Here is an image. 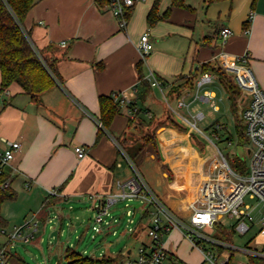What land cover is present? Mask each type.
Listing matches in <instances>:
<instances>
[{
	"label": "crops",
	"instance_id": "0c3cea01",
	"mask_svg": "<svg viewBox=\"0 0 264 264\" xmlns=\"http://www.w3.org/2000/svg\"><path fill=\"white\" fill-rule=\"evenodd\" d=\"M154 1L137 3L124 29L112 12L100 9L98 0H38L28 13L25 30L36 49L56 60L61 82L44 92L38 103L16 83L0 92V150L6 148L4 140L21 144L12 166L5 170L16 193L14 200L2 205L6 228L23 225L40 214L47 203L52 204L49 212L71 201H86L88 195L118 194V184L132 176L130 164L121 158L115 141L142 125L156 129L161 157V162H156L153 155H148L144 163L150 161L158 172V186L166 183L170 186L165 199L159 196L175 213H185H177L179 216L189 215L187 204L198 187L194 171L188 168L194 161L191 157L195 148L191 137L165 124L171 117L182 125L184 117L171 104L163 105L160 93L174 96L177 109H184L179 107L180 100H184L190 112L192 100L188 98H192L197 88L185 89L180 95L172 93V88L184 83L183 77L197 75L198 84L203 76L210 75L212 82L200 89L199 97L203 103L213 105L216 84L226 93L214 75H202V65L207 62L219 63L240 88L239 82L252 74L264 91V0L224 1L209 8L205 0H186L193 11L172 8L169 18L150 26L148 15ZM170 6V0H161L159 15L163 16ZM251 14L252 21L247 27ZM224 27L233 31L225 41L220 37ZM246 29H250L248 34ZM146 32L154 48L143 58L138 44ZM247 53L251 56L248 64L236 62ZM152 74L161 82V88L151 85ZM1 81L0 71V89ZM115 92L142 113L135 114L137 123L129 127V119L134 118L129 115L127 105H120L110 133L100 132V97ZM214 108L220 111L219 105ZM200 114L205 120L203 112ZM79 146L87 151L84 158L76 153ZM163 166L173 172L172 183L166 182ZM52 190L58 192L56 196H50ZM59 218L63 222L65 215L61 213ZM40 224L41 221L38 230ZM55 230L60 236V229ZM29 232L24 229V234ZM1 242H6V238L0 233V245ZM183 243L190 247L191 253L199 255L197 264H202L201 253L181 231H175L165 241L172 255L190 264L179 254Z\"/></svg>",
	"mask_w": 264,
	"mask_h": 264
},
{
	"label": "built area",
	"instance_id": "2783aa9c",
	"mask_svg": "<svg viewBox=\"0 0 264 264\" xmlns=\"http://www.w3.org/2000/svg\"><path fill=\"white\" fill-rule=\"evenodd\" d=\"M143 1L146 0H98V6L102 10L112 12L118 19L120 27L124 29L128 23L127 9H132L137 3ZM252 17L251 14L250 21H252ZM249 32L250 29H246L245 33L248 34ZM232 34L233 31L228 27H224L220 31V37L223 41ZM62 46L65 47L66 43H63ZM153 48L154 44L150 40L149 32L144 33L138 44L141 56L147 57ZM250 58V54L247 53L237 58L236 62L245 66ZM151 76V85L161 88L162 84L157 77L154 74ZM211 82L212 76H203L198 81L197 89L200 90L204 85ZM239 83L241 88L250 95L242 113L245 134L252 145L249 150V174L243 176L236 173L222 155V159L216 165V172L212 173L211 179L202 184L199 195L187 204L189 215L186 217L179 216L161 199L148 184L142 172L131 162L124 149L115 141L122 156L130 164L132 177L118 184L120 188L118 194L108 196L92 194L87 196V200L96 201L95 208L98 214L95 218L96 226L93 227L96 232H101L103 225L110 226L117 221L111 215V210L121 201H137L139 207L135 208L134 206V209H142L143 218H148L147 226L150 241L140 246L134 261L127 259L132 255L133 249L128 251L123 264H184L172 255L165 245L166 239L175 231H181L183 236L201 253L202 264H264V214L259 218L263 225L259 232L263 244H260L259 247L239 248L233 241L219 239L204 232L207 228L216 227L224 217H230L238 219L236 232L246 236L251 232L258 219L253 215L254 209L246 204V199L256 200L257 205L264 208V91L250 73L247 74L246 80ZM112 96L119 105H127L129 115L134 118L138 110L136 107H131L132 102L122 98L117 92L113 93ZM179 107L188 108L189 106L184 100H180ZM196 118L201 119L203 115L200 114ZM183 119L198 130L196 124ZM98 124L102 128L99 120ZM223 127L217 125L218 130L223 129ZM215 136L218 138L217 134ZM4 141L6 148L0 150V174L12 166L16 152L21 149L19 142ZM75 150L79 158H84L87 155V151L81 146ZM57 193V191L52 190L50 196H56ZM128 214L131 212L129 211ZM107 217H111L113 221L107 220ZM58 219H60L59 216L54 214L53 217L49 218V222L55 223V220ZM39 221L37 214H35L23 225L0 230V233L6 238V243L0 245V264H8L15 242H29L34 239V234L38 231ZM27 228L30 232L24 234V229ZM129 231L133 234L136 229L130 228ZM237 254L245 256V262H237L235 260Z\"/></svg>",
	"mask_w": 264,
	"mask_h": 264
},
{
	"label": "rangeland",
	"instance_id": "374dc122",
	"mask_svg": "<svg viewBox=\"0 0 264 264\" xmlns=\"http://www.w3.org/2000/svg\"><path fill=\"white\" fill-rule=\"evenodd\" d=\"M216 86L217 88H215V91L217 92V97H215L213 105L201 101L199 97L201 96V90L196 89L195 92H192V98H188V100H192L190 112L186 108L182 110L177 109L178 103L174 96H170L168 93L162 95L159 92L163 105L167 103L171 104L181 117L196 124L198 128L197 130L193 125L181 119L183 122L182 125L185 126L186 131L180 132L186 133L189 138L191 137L192 146L195 148V155L191 157L194 161H191L192 165H188V168L194 171V177L198 182V187L196 188L195 196L190 198L191 201L199 195L202 184L211 179L212 173L216 172V165L219 160L222 159V155L228 160L231 168L236 173L243 176L249 174L250 156L248 151L252 148V145L249 141L242 139L239 126L243 127L244 125L243 122L241 123L240 121L242 120V113L249 101L250 95L246 90L242 89L243 97L246 99V102L238 104L235 111L231 109L227 96L223 93L220 86L218 84H216ZM197 95L198 98H196ZM216 105H219L220 111H216L214 108ZM199 112H203L205 120H203V118H196ZM218 123L222 124L221 126L225 128L218 130L217 138L215 136V128H217L216 126ZM148 131L152 133L156 132V129L152 130L149 127L141 126L133 133V136L135 139L141 141L142 137ZM192 135L198 136L200 140L205 143L204 152L194 144ZM131 138L133 137L130 136L128 138V144L132 143ZM241 144L243 145L245 153L242 159H237V148ZM149 148L150 150L146 153L144 162L148 155H153L154 161L157 162L158 155L153 151L151 145H149ZM121 158L125 160L123 156H121ZM149 163H144L137 169L142 172L151 188L165 199V192L168 191L170 186L168 183L162 186L157 185L159 174ZM162 170L165 173V177H167L166 182L170 181V183H172L174 181L172 178L174 175L173 172L169 169L171 172V175H169L164 169ZM130 171L132 176V169ZM171 192L173 194V189H171ZM173 197H175V195ZM166 201L171 204V201ZM95 204L96 201L90 200H84L82 202L71 201L62 207L56 206L48 212L52 204L47 203V207L40 214H37V218L41 221V224L38 232H36V238L30 243H23L22 241L15 242L11 250L12 256L8 264H66V252L69 248L86 257L116 255L121 252L125 253L128 249H133L132 255L127 259L134 261L140 246L150 241L147 226L148 218H143L142 209H134V206L137 205L138 202L121 201L115 205L111 210V215L115 217L117 221L113 222L110 226L103 225L101 232H96L93 229V227L96 226L95 218L98 214ZM246 204L254 209L253 215L258 218L249 234L242 236L237 233L236 226L238 219L230 217H224L216 227L213 229L207 228L204 232L219 239H222L221 237H225V234H228L231 236V241L239 248H244L246 246L253 248L259 247L260 244H263L259 235L263 225L259 218L263 216L264 208L258 206L257 201L250 198L246 199ZM70 205L72 206L69 207ZM129 211L131 214H128ZM61 213L65 215L63 222H59V219L55 220V223L49 222L51 216L53 217V215L56 214L60 217ZM177 213L185 215L183 211H177ZM106 219L113 221L111 217H107ZM53 228L60 229L61 232L57 242L51 237ZM130 228L136 229V232L132 235L129 231ZM2 239L5 240L3 237ZM1 243L5 244L6 242ZM178 251L190 264H197L200 261L199 255L197 253H191L190 247L185 243L180 246ZM19 258L24 262L20 261ZM235 260L237 262H245V256L237 254Z\"/></svg>",
	"mask_w": 264,
	"mask_h": 264
},
{
	"label": "trees",
	"instance_id": "16d2710c",
	"mask_svg": "<svg viewBox=\"0 0 264 264\" xmlns=\"http://www.w3.org/2000/svg\"><path fill=\"white\" fill-rule=\"evenodd\" d=\"M233 1V0H205V5L209 8L214 3ZM38 0H0V71L2 75L0 92L8 89L12 84L16 83L22 87L24 92L28 94L35 102H40L41 95L50 89L52 86L61 82L60 75L56 68V60L49 58L43 51L36 49L30 40L28 32H26L24 23L28 13L37 4ZM171 6L163 15H159L161 0H155L152 9L148 15V23L154 26L162 19L169 18L172 8L187 9L193 11L186 0H170ZM133 8L127 9L126 17L129 20L132 16ZM251 21L248 20L247 27ZM202 75L212 74L224 89L230 107L236 111L237 105L243 102L242 89L236 84L233 77L226 72L217 62H207L202 65ZM141 77V76H140ZM184 83L172 88V93L178 95L185 89L193 90L197 88V75L186 78H181ZM100 117L99 122L102 124L100 132L107 131L110 133L111 125L115 117L120 113V105L112 95L100 97ZM134 107V105H131ZM141 110L136 112L140 115ZM242 123V120L240 121ZM137 123L136 118L129 119V127ZM165 124H170L176 127L179 131L185 132V126L180 125L171 117L168 118ZM141 125V124H140ZM149 127L148 125H142ZM217 127V126H216ZM239 132L243 140L248 141L245 134V127L239 126ZM218 129L215 128V134L218 135ZM131 138L132 143L128 144V138ZM119 145L127 153L132 163L138 168L142 166L146 153L150 150L158 155V161L161 162L159 155L156 132H147L140 140L135 139L133 133L125 134L123 139H117ZM192 141L205 151V143L196 135H192ZM141 142V144H140ZM243 147V145H239ZM120 156H122L119 151ZM237 154V159H242ZM162 169L169 175L170 170L167 166ZM173 178V177H172ZM10 176L4 171L0 174V230L7 227V222L3 218L1 209L6 201L16 198L15 191L9 183ZM145 214V213H144ZM223 240L231 241V236L225 234L221 237ZM128 252V251H127ZM127 252L119 254L104 255L102 257H86L73 249H68L66 252V264H123ZM20 259V258H19ZM20 261L24 262L22 259Z\"/></svg>",
	"mask_w": 264,
	"mask_h": 264
},
{
	"label": "water",
	"instance_id": "95a60500",
	"mask_svg": "<svg viewBox=\"0 0 264 264\" xmlns=\"http://www.w3.org/2000/svg\"><path fill=\"white\" fill-rule=\"evenodd\" d=\"M250 151H248V153H249ZM244 148L243 147H241V146H238V148H237V154L240 156V157H243L244 156ZM139 207V205L137 204V205H135V208H138ZM58 236H59V232H58V230H55V231H53L52 232V234H51V237H53L54 239H55V241L57 242V240H58Z\"/></svg>",
	"mask_w": 264,
	"mask_h": 264
}]
</instances>
